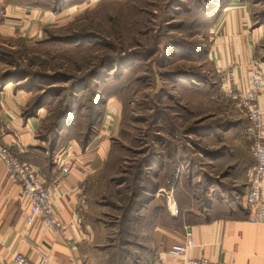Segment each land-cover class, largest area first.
<instances>
[{"label": "rangeland", "instance_id": "obj_1", "mask_svg": "<svg viewBox=\"0 0 264 264\" xmlns=\"http://www.w3.org/2000/svg\"><path fill=\"white\" fill-rule=\"evenodd\" d=\"M232 1L32 0L60 19L39 37L1 41L0 85L28 95L26 115L45 110L44 138L63 133V139L83 142L97 130L107 101L119 105L112 141L119 163L104 217L116 227L107 242L111 250L99 253L96 264L142 263L133 238L120 226V208L133 191L150 187L161 167L169 188L182 178V190L194 197L198 181L215 173L212 160L199 153L202 143H213L202 135L221 121L220 109L235 105L220 90L210 53L212 31ZM240 1L251 6L254 25H263L264 0ZM255 57L264 62V39Z\"/></svg>", "mask_w": 264, "mask_h": 264}, {"label": "crops", "instance_id": "obj_2", "mask_svg": "<svg viewBox=\"0 0 264 264\" xmlns=\"http://www.w3.org/2000/svg\"><path fill=\"white\" fill-rule=\"evenodd\" d=\"M0 4L6 12L0 19V43L13 35L39 37L47 24L56 23L61 16L34 6L32 0H0ZM212 34L215 41L210 53L217 72L236 64V86L249 88L251 64L264 39V24L254 25L247 2L233 0L224 8ZM262 65L264 69V62ZM27 98L13 85H0V141L10 145L18 158L41 169L50 181L58 179L60 173L54 155L69 147L74 164L55 193L56 210L69 224V240L54 236L39 219L31 227L30 239H25L22 229L29 202L20 185L8 180L0 163V264H16V253L28 255L33 264H96L99 253L104 256L111 250L107 242H111L110 229L116 227L104 217L116 179L114 165L119 163L117 144L112 142L118 129L119 105L108 101L106 111L110 110L113 120L107 123L102 119L89 140L63 139L62 133L50 141L40 132L45 110L26 115ZM259 104L264 109V94ZM218 119L221 121L215 122V129L202 135L213 143H202L199 154L212 160L215 173L198 181L200 193L194 197L188 189L182 190V178L176 188H169L165 167H161L150 187L133 191L134 206L120 208L127 214L120 226L127 227L125 236L137 245L141 264H154L159 258L164 264H181L189 258L208 259L212 264H264V223L251 222L246 207V173L255 163L248 138L250 121L236 105L221 108ZM82 195L86 205L77 213ZM188 231L193 233L196 246L183 255L170 256L168 248L183 241ZM30 242L46 251V263L32 253Z\"/></svg>", "mask_w": 264, "mask_h": 264}, {"label": "built area", "instance_id": "obj_3", "mask_svg": "<svg viewBox=\"0 0 264 264\" xmlns=\"http://www.w3.org/2000/svg\"><path fill=\"white\" fill-rule=\"evenodd\" d=\"M6 16L0 4V19ZM249 88H238L235 84V74L238 66L232 64L218 70L220 76V90L224 97L231 100L238 108L246 111L249 118L248 138L252 143L255 163L247 173L246 207L250 213V221L264 223V109L260 107L259 97L264 94V69L257 59L252 61ZM110 110L106 111L103 120H113ZM0 163L3 165L8 180L20 185L24 196L28 199V210L24 217L22 233L25 239H30L31 227L39 219L41 223L54 235L69 240L67 230L69 224L61 220L55 207V193L64 176L70 173L74 162L69 147L61 149L54 155V163L59 166L58 179L50 181L47 175L37 166L18 158L10 145L0 141ZM86 205V197L82 195L77 202V213H81ZM81 217H78L80 221ZM196 246L193 233L188 231L183 241L168 248L170 256L177 257L185 254ZM30 249L42 263H46V251L35 242H30ZM16 264H33L31 258L23 253H16L13 257ZM86 264V263H76ZM154 264H164L159 258ZM181 264H212L208 259L189 258ZM223 264V263H214Z\"/></svg>", "mask_w": 264, "mask_h": 264}, {"label": "trees", "instance_id": "obj_4", "mask_svg": "<svg viewBox=\"0 0 264 264\" xmlns=\"http://www.w3.org/2000/svg\"><path fill=\"white\" fill-rule=\"evenodd\" d=\"M37 6H38V5H37ZM107 103H108V101H107ZM107 103H106V105H105V109L107 108ZM104 112H105V111H104ZM104 112H102L101 115L99 116L100 118H99V120H98L97 127H98V126L101 124V122H102ZM33 115H34V114H33ZM87 139L89 140V139H90V136L87 137ZM133 200H134V197H133L132 199L129 198V200H128V202H127V206H128L129 208H132V207L134 206ZM125 215H127V214L125 213ZM126 228H127V227H126ZM126 228L124 227V231L126 230ZM124 233H125V232H124Z\"/></svg>", "mask_w": 264, "mask_h": 264}]
</instances>
